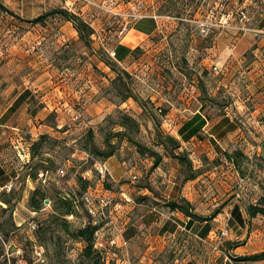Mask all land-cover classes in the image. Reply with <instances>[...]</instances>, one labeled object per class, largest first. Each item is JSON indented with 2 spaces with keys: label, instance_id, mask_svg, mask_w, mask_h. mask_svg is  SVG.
<instances>
[{
  "label": "rangeland",
  "instance_id": "rangeland-1",
  "mask_svg": "<svg viewBox=\"0 0 264 264\" xmlns=\"http://www.w3.org/2000/svg\"><path fill=\"white\" fill-rule=\"evenodd\" d=\"M59 9L89 26L88 44L61 15L28 22ZM148 19L155 30L138 33L139 25L144 32L152 30ZM118 45L134 51L113 71L105 60ZM259 54L264 55V0H0V113L12 98L5 91L12 83L18 91H35V100L50 101L54 108L45 111L44 123L58 126L54 137L42 135L41 145L29 148L28 164L21 149L7 146L11 162L6 164L15 161L21 169L13 187L0 196V264L180 260L183 253L174 248L182 237H175L176 244L163 238L166 222L183 226L186 217L178 211L171 215L162 198L175 194L169 178L175 176L180 185L185 176L170 149L187 156L199 172L187 191L197 200L194 210L217 212L233 198L258 205L264 199V78L251 86L249 73ZM128 92L140 101L123 100ZM195 114L206 123L196 137L183 141L178 131ZM125 117L137 125L122 126ZM89 130L98 151L114 145L110 162L122 172H111L116 181L97 172L106 160L90 146ZM120 131L143 151L125 136L113 137ZM147 150L161 155L157 167ZM33 171L37 181L28 184L26 176ZM37 188L46 199L35 212L28 202ZM84 195L103 215L87 213ZM214 198L218 206L212 208ZM63 199L72 202L73 215H61ZM256 217L263 223L254 226H264V217ZM94 220L96 253L87 259L85 244L71 234ZM116 229L125 246L120 238L111 244ZM199 253L204 263L211 253L225 255L221 245Z\"/></svg>",
  "mask_w": 264,
  "mask_h": 264
},
{
  "label": "crops",
  "instance_id": "crops-1",
  "mask_svg": "<svg viewBox=\"0 0 264 264\" xmlns=\"http://www.w3.org/2000/svg\"><path fill=\"white\" fill-rule=\"evenodd\" d=\"M137 32L145 35L139 31ZM256 57L258 62L254 61L251 64L253 67L249 73V75L251 74V86L255 84V80L259 83L264 78V55L259 54V57ZM5 91L10 92L12 98L8 102L6 108L0 113V193L4 190L8 191V184L11 183L14 185L19 176L18 171L21 169L15 161H12L11 164H6V160L11 162V158L7 159L9 157L6 153L7 146H11L14 152L17 148L21 149L24 153L25 161L28 164L31 159L29 148L38 142L42 135L46 134L54 137L55 129L58 128V126H46L44 123L46 117L45 111H52L54 108V105H52L50 101L46 102L45 97H42L40 100H35V91L27 87L18 91V86L12 83L7 85ZM252 93L254 94L255 92ZM258 96L259 95L256 97L258 98ZM2 101L3 100L0 99V103ZM219 133L220 132H218V134ZM18 156L21 158L19 154ZM110 159L111 158L107 159L104 163L107 165L106 167L109 175L111 176L112 171L115 175L119 173L121 174L122 172L119 170V166H114V164L110 162ZM23 166L28 165L23 163ZM200 167L201 166H198L197 169ZM194 169H196V167H194ZM39 175L41 177L42 174H38V176ZM197 180L198 179H194L192 182L187 181L186 183L178 185L175 176L172 179L169 178L167 180L168 187H171L170 191L176 187L175 194L162 198L168 202L170 200L185 197L186 200L193 205L197 200L192 197L191 193H187V191L190 189L189 184H193ZM26 181L30 184V181H37V177L35 180H32L27 174ZM113 181L116 180L113 178ZM31 187L33 186L28 185L29 191H31ZM217 200L219 199L214 198L210 201L209 204L212 205V208L218 206V203L215 204ZM235 206L238 207L239 211L233 216L232 210ZM194 213L204 218H210V220L202 223L196 221L190 229L184 227L188 220L187 217H184L185 220L181 219L183 226L173 220H171V225L166 222L169 227L164 231L163 238H166V235L168 239H166L167 241L164 243H172L176 236L177 238L181 236L183 239L178 245H176V248H174L175 250H178L179 253L182 252L183 256L180 260L175 259L173 264H264V260L251 262L231 261L228 259V256L236 260V258L239 257H248L264 252V226H260L259 228L254 226L255 221L259 223L263 222L259 220L258 217L250 218L246 212L245 205L240 200H235L234 198L230 199L228 203L217 212H202L199 208H196ZM170 214L173 215V212ZM178 217L180 218V216ZM173 223H175L176 226H174ZM206 223L210 227L207 233L202 232V228ZM195 224H199L200 226H195ZM217 245L222 246L225 255L211 253L212 258H209L206 263H204V261L201 262L200 258L203 257L199 252H202L203 250H215ZM143 261L144 260L141 259L139 263H143ZM149 263H151V260ZM124 264L129 263L124 262Z\"/></svg>",
  "mask_w": 264,
  "mask_h": 264
},
{
  "label": "trees",
  "instance_id": "trees-1",
  "mask_svg": "<svg viewBox=\"0 0 264 264\" xmlns=\"http://www.w3.org/2000/svg\"><path fill=\"white\" fill-rule=\"evenodd\" d=\"M4 11L9 13V15H11V16H15L13 14V12H11L9 10H4ZM53 15H61L66 21L71 22L73 24L74 28L76 29V31L78 32L79 39L82 42H84L85 44L89 43V35L91 34V29L89 28V26L87 24H85L84 22H81L76 16L70 14L67 10L59 9V10L51 11V12L42 14V15H40V16L36 17L35 19L28 21V22L33 23V24L42 23L46 18L51 17ZM148 21L151 22L153 25L152 30L150 32H144L141 29V25H139L136 30L141 32V33H144L146 35H150L155 30V24H154L152 19H148ZM133 51L134 50H131V49H129L123 45L116 46L115 49L111 50V52H113L114 55L113 56L109 55L111 57V59L114 60V62L110 58H107V60H105L107 66L110 67V69H112L113 71H115V63H120V62L124 61L130 54L133 53ZM117 77H119V74L117 75ZM113 83L114 84L116 83V79L113 80ZM123 85H124V87H126L128 89L127 83H124ZM129 98H132L136 102L140 101V99L138 97L134 96L131 92H128V95L124 96L123 100H127ZM125 120H126V123L121 124L122 126L127 125V123H133L135 126L137 125V123L135 121L131 120L130 118L125 117ZM205 123H206V121H205V118L203 116L195 114L192 118H190L189 120H187L186 122L183 123V125L181 126V128L178 131V135L181 138V140L188 141V140H190V139H192L198 135V133L203 128ZM87 133H88V136L90 137V139L88 140V142L90 143V146L94 150H97L96 146L92 142V138H91L92 131L89 130ZM112 135H113V137L125 136L128 142H130L134 146H136L139 149V151H143L141 146L138 143H136L135 140L133 138H131L129 135H127L125 132L120 131V132H116ZM44 139H45V137L42 136L38 140V142L33 144L32 150H33V147H39L41 145V142ZM162 143H163L164 148L167 149L168 148L167 142L165 141ZM108 147L110 148V150H106L103 152L97 150L98 153H100V155L104 158V160H107L114 155L113 154L114 145L108 144ZM176 147H178V146H176ZM147 151L149 152L150 156L154 159V167H157L156 165H158L162 159L161 155L158 154L157 152H154L151 150H147ZM234 153H235L234 155L243 156L242 154H238V152H234ZM168 154L170 155L171 158L176 159L178 161L180 167L183 168L182 172H184L185 176H183V179L181 180L182 184L186 183L187 181L194 180L199 175V172H196V170L193 169L192 163L187 158V156H185L184 154H175L172 149H170ZM224 156L226 157L227 160H229L234 165H236L235 161L231 155L225 153ZM32 158H34L33 153H32ZM31 170H32V167L30 168V171ZM28 175L32 180L36 179V172L35 171L30 172ZM1 195L4 196L6 194L4 191H2L0 193V196ZM237 195L239 196V193H236L235 197H237ZM237 198H239V197H237ZM45 199H46V197H45L44 193H42L38 188L34 189L31 193V196H30V199L28 202L29 207L33 211L38 212ZM7 203H8L7 201L6 202L2 201V204H4V205H6ZM61 206H63V208L65 209V211L62 212L63 214H61L62 216L63 215H73V213H74L73 212V206H72V202L70 200L63 199L61 202ZM166 206L170 212L178 211L188 218V220L186 221V223L184 225V227L186 229H190L192 227V225L194 224V222H196V221L202 223V222H208L210 220V218H204V217H201V216L195 214L193 205L190 202H188L187 200H185L184 198H180L179 200H170L166 203ZM245 207H246V212L250 218H254L258 215L264 217V199H262L258 203V205H247ZM238 211H239L238 207L235 206L232 210V215L235 216L238 213ZM209 229H210V227L206 223L202 228V232L207 233ZM97 231H98V226H95L93 224H87L85 227L80 228L71 234L73 238L80 240L85 244L83 256L86 257L87 259H90L96 253V251L94 250V235H96ZM260 260H264V252H261L259 254H255L252 256H248V257L236 258V261H251V262H253V261H260ZM10 264H17V260L12 261V263H10ZM27 264H29V263H27Z\"/></svg>",
  "mask_w": 264,
  "mask_h": 264
},
{
  "label": "built area",
  "instance_id": "built-area-1",
  "mask_svg": "<svg viewBox=\"0 0 264 264\" xmlns=\"http://www.w3.org/2000/svg\"><path fill=\"white\" fill-rule=\"evenodd\" d=\"M110 55L113 56L114 55L113 52H110ZM96 169H97V172L100 175L109 174L108 169H107V167L104 164H100L99 166H97ZM137 179H138V177H137L136 174L131 175L132 182H135ZM12 186L13 185L11 183L8 184L7 189L10 190ZM237 197H239V196L237 195ZM81 201H82L87 213L90 214L91 216L95 217L96 215H98V216L103 215V211H100V212L96 211L95 205L93 204L92 199L89 196L84 195L81 198ZM126 201L128 202L129 199H126ZM104 206H105V204H101L100 208H103ZM93 224L94 225L96 224L95 220L93 221ZM116 230L118 231V234H117V236L115 238L111 239V244H116V240H118L120 238V236H121V233L119 234V230L118 229H116ZM96 235H97V232H96ZM120 239H121L120 241H121V244H122L121 246H125L126 245V241L123 240L122 237ZM19 264H27V263L22 261Z\"/></svg>",
  "mask_w": 264,
  "mask_h": 264
}]
</instances>
